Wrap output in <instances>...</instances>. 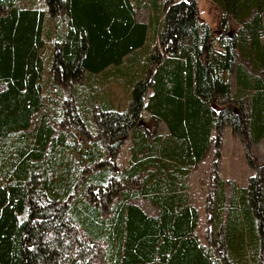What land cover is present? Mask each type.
<instances>
[{
	"label": "trees",
	"instance_id": "obj_1",
	"mask_svg": "<svg viewBox=\"0 0 264 264\" xmlns=\"http://www.w3.org/2000/svg\"><path fill=\"white\" fill-rule=\"evenodd\" d=\"M210 1L0 0V264H264V173L213 181L204 243L187 198L211 129L264 137V0Z\"/></svg>",
	"mask_w": 264,
	"mask_h": 264
},
{
	"label": "rangeland",
	"instance_id": "obj_2",
	"mask_svg": "<svg viewBox=\"0 0 264 264\" xmlns=\"http://www.w3.org/2000/svg\"><path fill=\"white\" fill-rule=\"evenodd\" d=\"M19 1L21 2L22 0ZM195 1L197 5L198 18L204 21L205 23H207L214 33H217L218 24L220 20V11L218 10V8L210 0H195ZM34 2L36 3V0H34ZM227 23L229 30L234 31V29L236 28V23L231 19V17H228ZM107 89L114 95V98L116 97L118 99L119 103L123 101L125 95L123 94L122 90L119 87L113 84H109ZM139 122L141 126L145 128L149 134L153 132L154 133L164 132V126L161 123L155 122L152 119H150L146 113L141 114V118ZM232 133L229 132L228 128H224V130L222 131L221 139L223 141V145L221 147V156L223 159L220 163L221 174L222 176L228 178H235L238 180L239 183L246 184L248 182V177L254 173H258V169L257 170L254 169V167H252L250 164H249L250 166H248L243 154L241 143L239 142L240 137L238 136V134L235 135ZM74 135H76L75 132ZM127 144H128V140L124 138L117 154V163L120 167L123 164H125L126 161ZM253 151L256 152L254 155L255 158L253 157L255 163L264 159V140L259 142L256 145V147L253 146ZM210 154L211 153H209V155L206 158V161H204L202 165H198L191 172V175L189 177V179L191 180L190 196L192 202L200 206L201 212L203 211L201 207L202 198L204 192L206 191L207 184L205 185V183L208 177V170L211 161ZM230 161H232L231 166H230L231 164ZM259 173H262V169L260 170ZM198 215H199L198 223L197 226L195 227V234L198 240L204 243L206 239V231L208 229V225L206 222V215H207L206 208H205V213L203 211L202 213H198ZM244 249H245V254H247L246 248ZM92 264H101V263L98 261V259H96Z\"/></svg>",
	"mask_w": 264,
	"mask_h": 264
},
{
	"label": "crops",
	"instance_id": "obj_3",
	"mask_svg": "<svg viewBox=\"0 0 264 264\" xmlns=\"http://www.w3.org/2000/svg\"><path fill=\"white\" fill-rule=\"evenodd\" d=\"M109 84H113V85H116L117 87H119L121 90H122V87L119 86L117 83L111 81ZM110 97L112 96V98L115 100L114 101V104L115 105H119V106H123L125 104V100H126V95L124 96L123 98V101H121L120 103L117 101L116 97L114 98V95L110 92ZM148 115V114H147ZM149 116V115H148ZM150 119H152L150 116H149ZM153 121L155 122H159L161 123L163 126H164V132L163 133H159V134H164L165 131H166V128H165V125L163 122L161 121H158V120H154L152 119ZM224 128H228L229 129V132L232 133V130L229 126V124H224L220 129H216V128H213L211 129V134H210V137H211V140H210V144H209V147H208V150L206 151V153L204 154V156L197 162H195V164L193 165L192 168L189 169V172L186 176V183H187V188H186V193H187V198H188V202L189 204H191L192 206H194L196 208V211L197 213H202L204 211L205 213V202H206V195L213 189V181H215L217 178L220 179L224 186H225V190L227 191L228 190V187L232 184H234V186H238V187H247L248 183H249V178L250 176L248 177V182L246 184H243V183H239L237 179L235 178H228V177H225V176H222L221 174V167H220V163L222 161V156H221V147L223 145V141L221 139L222 137V131L224 130ZM146 132L147 130L145 128H143ZM221 133V134H220ZM149 134V133H148ZM154 134H157V133H151L149 134L150 136L151 135H154ZM232 134H238V136L240 137L239 139V142L241 143V147L243 149V154H244V157H245V160H246V163L248 164V166H252L254 167V169H258V173L260 172V170L262 169V173H264V159L258 161L259 163H263V166H257V164H259L257 161V163H255L253 157L255 158V151H253V146L256 147V145L261 142L262 140H264V137L260 138L259 140L255 141V142H246L244 141V139H242L241 135L239 133H236V132H233ZM127 140L128 138L125 137ZM129 145V140H128V144H127V147ZM209 153H211V161H210V167H209V170H208V177L206 179V191L204 192V195H203V198H202V212H201V209H200V206L193 203L192 202V199H191V196H190V186H191V180L189 179L190 175H191V172L198 166V165H202L204 161H206V158L207 156L209 155ZM128 157V152H127V155H126V158ZM251 160L253 161V164H250L248 160ZM231 164L230 166L232 165V161H230ZM250 164V165H249ZM212 168L215 169L216 173L215 175L216 176H213L212 175ZM258 173H254L252 174L251 176L253 175H256ZM264 176V175H263ZM201 181V180H199ZM198 181V182H199ZM210 188V189H209ZM139 203L144 207L145 210H147L148 212H152L155 210V206L150 203V202H147V201H139ZM144 203H145V206H144ZM199 216V215H198ZM198 223V221H197Z\"/></svg>",
	"mask_w": 264,
	"mask_h": 264
}]
</instances>
